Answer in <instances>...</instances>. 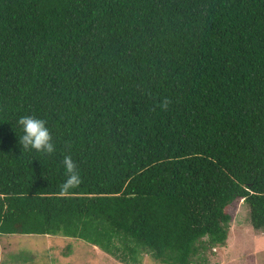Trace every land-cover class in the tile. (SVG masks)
<instances>
[{"label": "trees", "instance_id": "16d2710c", "mask_svg": "<svg viewBox=\"0 0 264 264\" xmlns=\"http://www.w3.org/2000/svg\"><path fill=\"white\" fill-rule=\"evenodd\" d=\"M23 115L53 156L22 151ZM240 199L264 231V0H0L1 235L191 264Z\"/></svg>", "mask_w": 264, "mask_h": 264}, {"label": "rangeland", "instance_id": "374dc122", "mask_svg": "<svg viewBox=\"0 0 264 264\" xmlns=\"http://www.w3.org/2000/svg\"><path fill=\"white\" fill-rule=\"evenodd\" d=\"M243 199L230 208L225 246L192 257L191 264H264V231L251 227ZM127 264L100 248L74 237L43 234H0V264ZM140 264H165L144 254Z\"/></svg>", "mask_w": 264, "mask_h": 264}, {"label": "clouds", "instance_id": "9594fccd", "mask_svg": "<svg viewBox=\"0 0 264 264\" xmlns=\"http://www.w3.org/2000/svg\"><path fill=\"white\" fill-rule=\"evenodd\" d=\"M170 103L168 98H164L159 106L167 110ZM16 124L21 130L19 144L22 146V151L36 153L39 158L51 157L56 153V144L47 126V120L33 115H23L16 120ZM61 163L65 170V180L60 185L59 196L67 197L70 195V190L80 186L82 178L71 155H64Z\"/></svg>", "mask_w": 264, "mask_h": 264}]
</instances>
